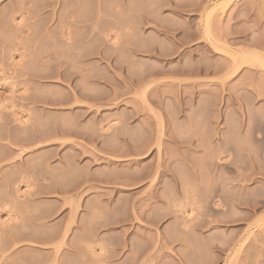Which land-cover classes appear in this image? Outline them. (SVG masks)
Here are the masks:
<instances>
[{
    "label": "rangeland",
    "instance_id": "1",
    "mask_svg": "<svg viewBox=\"0 0 264 264\" xmlns=\"http://www.w3.org/2000/svg\"><path fill=\"white\" fill-rule=\"evenodd\" d=\"M0 38V264H264V0H0Z\"/></svg>",
    "mask_w": 264,
    "mask_h": 264
},
{
    "label": "bare ground",
    "instance_id": "2",
    "mask_svg": "<svg viewBox=\"0 0 264 264\" xmlns=\"http://www.w3.org/2000/svg\"><path fill=\"white\" fill-rule=\"evenodd\" d=\"M16 3V2H15ZM18 5H20V4H18ZM16 6V5H15ZM19 9V8H18ZM19 31V30H18ZM14 32H15V30H14ZM19 36V35H18ZM17 36V37H18ZM8 37V36H7ZM22 37V36H21ZM5 39V38H4ZM18 39V38H17ZM0 40H1V38H0ZM7 43V42H6ZM18 43V42H17ZM81 92H82V90H81ZM48 134V133H47ZM47 136V135H46ZM33 137V136H32ZM38 137V136H37ZM41 138V137H40ZM49 138H50V136H49ZM44 139V138H43ZM32 141V140H31ZM30 143V142H29Z\"/></svg>",
    "mask_w": 264,
    "mask_h": 264
}]
</instances>
